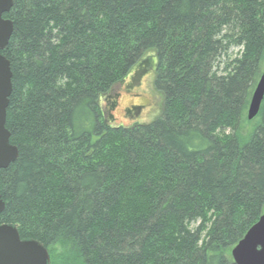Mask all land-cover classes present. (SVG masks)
<instances>
[{"label": "trees", "instance_id": "trees-1", "mask_svg": "<svg viewBox=\"0 0 264 264\" xmlns=\"http://www.w3.org/2000/svg\"><path fill=\"white\" fill-rule=\"evenodd\" d=\"M5 16L19 155L0 225L51 264H235L264 213V100L247 119L264 0H14ZM149 52L163 112L113 126L114 85Z\"/></svg>", "mask_w": 264, "mask_h": 264}, {"label": "water", "instance_id": "water-1", "mask_svg": "<svg viewBox=\"0 0 264 264\" xmlns=\"http://www.w3.org/2000/svg\"><path fill=\"white\" fill-rule=\"evenodd\" d=\"M13 3L14 0H0V50L7 47L14 30L13 21L3 17L4 13L10 11ZM12 90L11 63L0 53V169L15 162L19 155L18 148L10 142L11 134L6 127L7 107ZM263 100L264 70L249 103L248 120H253L259 114ZM4 209L5 202L0 195V214ZM231 254L235 264H264V213L234 246ZM0 264H51V259L43 244L34 239H22L14 225L1 224Z\"/></svg>", "mask_w": 264, "mask_h": 264}, {"label": "rangeland", "instance_id": "rangeland-1", "mask_svg": "<svg viewBox=\"0 0 264 264\" xmlns=\"http://www.w3.org/2000/svg\"><path fill=\"white\" fill-rule=\"evenodd\" d=\"M243 48H235V55H242ZM153 52H149L143 61V72H140L141 65L134 67L122 80L115 85L113 92L117 94L116 106L113 109V126L132 127L135 125L147 124L161 116L164 107L163 95L156 90L154 82L156 77V59ZM133 104L140 107L133 111V116L127 114V108ZM103 110L106 107L102 104ZM253 122L248 121L246 129L251 130ZM228 133V132H227Z\"/></svg>", "mask_w": 264, "mask_h": 264}, {"label": "flooded vegetation", "instance_id": "flooded-vegetation-1", "mask_svg": "<svg viewBox=\"0 0 264 264\" xmlns=\"http://www.w3.org/2000/svg\"><path fill=\"white\" fill-rule=\"evenodd\" d=\"M7 13V12H6ZM6 13H4V15H3V17L5 18V19H9L8 17H6L5 16V14ZM140 109V107H137V106H134L133 104H131L130 106H128V108H127V114L129 115V116H133V111H137V110H139Z\"/></svg>", "mask_w": 264, "mask_h": 264}, {"label": "bare ground", "instance_id": "bare-ground-1", "mask_svg": "<svg viewBox=\"0 0 264 264\" xmlns=\"http://www.w3.org/2000/svg\"><path fill=\"white\" fill-rule=\"evenodd\" d=\"M232 258H233V256H232ZM234 260V259H233Z\"/></svg>", "mask_w": 264, "mask_h": 264}]
</instances>
